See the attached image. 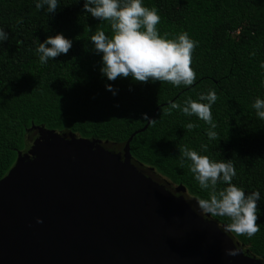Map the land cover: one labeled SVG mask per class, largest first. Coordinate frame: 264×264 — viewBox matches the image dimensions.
Returning a JSON list of instances; mask_svg holds the SVG:
<instances>
[{"label":"trees","instance_id":"trees-1","mask_svg":"<svg viewBox=\"0 0 264 264\" xmlns=\"http://www.w3.org/2000/svg\"><path fill=\"white\" fill-rule=\"evenodd\" d=\"M160 16L159 35L175 39L186 32L196 42L191 85L138 83L130 78L102 79L100 56L91 51L90 36L112 35L109 21L86 14L83 0H58L55 14L36 9L34 0H0V28L9 39L0 43V179L14 165L17 152L33 139L39 126L70 131L84 139L116 146L147 122L129 143L132 160L172 186H183L184 197L197 204L207 198L189 171L182 150L189 148L211 160L230 159L236 170L232 183L245 193L259 190L258 231L230 233L264 261V120L251 107L264 99V0H142ZM143 31V28H141ZM62 33L72 40L67 54L40 64L36 48L48 36ZM111 83L113 96L105 90ZM131 88V91L129 89ZM214 90L211 106L217 133L210 125L180 108L188 99ZM207 103V101H204ZM191 122L194 127L188 129ZM201 145L206 148L202 149ZM218 183L217 187H223ZM224 225L226 218L211 217Z\"/></svg>","mask_w":264,"mask_h":264},{"label":"water","instance_id":"water-1","mask_svg":"<svg viewBox=\"0 0 264 264\" xmlns=\"http://www.w3.org/2000/svg\"><path fill=\"white\" fill-rule=\"evenodd\" d=\"M150 120L121 146L34 128L0 179V264H264L132 160Z\"/></svg>","mask_w":264,"mask_h":264},{"label":"clouds","instance_id":"clouds-1","mask_svg":"<svg viewBox=\"0 0 264 264\" xmlns=\"http://www.w3.org/2000/svg\"><path fill=\"white\" fill-rule=\"evenodd\" d=\"M34 4L36 9L46 6L47 13L54 15L58 0H34ZM82 9L100 22H110L111 37L102 30L90 36L91 51L100 56L99 72L102 79L115 81L118 78H130L132 82L138 83L163 81L174 86L193 83L195 73L190 65L196 42L186 32L180 33L175 39L159 35L155 26L160 16L155 8L143 6L142 0H83ZM8 39V32L0 28V43ZM71 47L72 40L62 33L48 36L36 48L39 63L46 64L61 54H67ZM260 67L264 69V62ZM105 90L113 96L118 93L111 83L105 84ZM216 99L215 91L208 90L200 93L196 100H186L183 106L172 103L171 108H180L186 116L195 115L208 123L210 128L206 134L209 139H214L217 133L213 131L216 125L212 120L211 106ZM251 107L255 115L264 120V99L257 96ZM142 115L149 119L147 114ZM186 127L191 129L194 124L189 122ZM201 148L206 146L201 145ZM182 157L189 162V171L199 188L207 190V198L197 200L199 214L226 218L227 222L222 228L224 232L251 238L258 231L256 220L260 191L245 193L243 188L231 182L236 170L230 159L211 160L189 148L182 150ZM218 183L224 186L218 188ZM41 222L37 220V223ZM236 254L233 249L226 250L227 256Z\"/></svg>","mask_w":264,"mask_h":264}]
</instances>
